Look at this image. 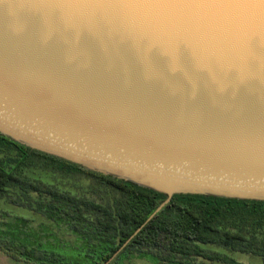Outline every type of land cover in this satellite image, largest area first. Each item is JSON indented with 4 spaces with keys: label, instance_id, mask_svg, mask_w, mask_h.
<instances>
[{
    "label": "water",
    "instance_id": "water-1",
    "mask_svg": "<svg viewBox=\"0 0 264 264\" xmlns=\"http://www.w3.org/2000/svg\"><path fill=\"white\" fill-rule=\"evenodd\" d=\"M0 134L167 200L264 202V0H0Z\"/></svg>",
    "mask_w": 264,
    "mask_h": 264
},
{
    "label": "trees",
    "instance_id": "trees-1",
    "mask_svg": "<svg viewBox=\"0 0 264 264\" xmlns=\"http://www.w3.org/2000/svg\"><path fill=\"white\" fill-rule=\"evenodd\" d=\"M32 169L62 170L96 180L102 202L34 180ZM33 195H37L35 198ZM44 217L4 223L0 251L24 264H105L167 196L32 150L0 134V199ZM59 232L75 236V245ZM252 255L264 263V202L176 195L111 264H241L207 249Z\"/></svg>",
    "mask_w": 264,
    "mask_h": 264
},
{
    "label": "rangeland",
    "instance_id": "rangeland-1",
    "mask_svg": "<svg viewBox=\"0 0 264 264\" xmlns=\"http://www.w3.org/2000/svg\"><path fill=\"white\" fill-rule=\"evenodd\" d=\"M30 178L34 180H40L48 184L55 185L63 190L72 191L75 194L86 196L89 199L96 200L99 203L102 202V197L108 200L105 190L96 180H93L87 176L79 174H71L70 172H64L62 170H45V169H32L28 173ZM37 198V195H33ZM17 219H26L30 222V226L34 229H40L43 225L49 223L41 215L29 211L28 209L15 206L9 202L7 198L0 199V229L4 223L15 224ZM60 237L71 244L75 245L76 238L68 232H59ZM207 249L211 251H218L230 256L241 264H264L263 261L252 255H244L240 253H234L226 251L224 249L209 246ZM0 264H24L12 261L4 252L0 251ZM132 264H147L144 261H133Z\"/></svg>",
    "mask_w": 264,
    "mask_h": 264
}]
</instances>
